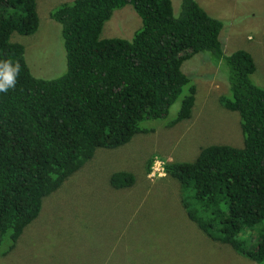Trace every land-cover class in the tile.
<instances>
[{
    "label": "trees",
    "instance_id": "trees-1",
    "mask_svg": "<svg viewBox=\"0 0 264 264\" xmlns=\"http://www.w3.org/2000/svg\"><path fill=\"white\" fill-rule=\"evenodd\" d=\"M128 5L141 28L131 39L102 38L114 12ZM51 18L62 26L68 69L42 79L32 73L25 47L11 39L38 31L37 0H0V61L20 66L15 86L0 92V255L15 249L44 200L98 149L153 131L143 124L168 119L181 98L177 117L166 122L190 119L197 85L183 64L209 54L228 82L221 103L239 114L244 146L211 145L193 162L167 163L165 170L180 182L187 216L213 242L264 264V87L253 79L252 54L227 55L224 22L198 0H182L178 16L172 0H72ZM135 180L122 171L110 183L119 190Z\"/></svg>",
    "mask_w": 264,
    "mask_h": 264
},
{
    "label": "rangeland",
    "instance_id": "rangeland-1",
    "mask_svg": "<svg viewBox=\"0 0 264 264\" xmlns=\"http://www.w3.org/2000/svg\"><path fill=\"white\" fill-rule=\"evenodd\" d=\"M71 1L37 0L38 31L12 35L13 42L25 47L27 63L38 78L56 79L67 72L62 26L51 12ZM172 2L178 16L182 0ZM198 2L224 22L220 39L227 55L237 50L252 54L257 67L253 79L264 87V0ZM141 26L140 17L128 5L114 12L101 36L131 39ZM204 55L209 54L195 55L183 64V71L197 85L191 118L173 127L167 123L177 117L181 98L168 119L143 124L153 131L137 134L117 149H98L91 161L44 200L38 218L13 251L0 255V264H257L232 246L213 242L187 216L180 182L167 173L159 176L167 163L193 162L202 148L244 146L239 114L221 103L229 94L228 82ZM122 171L134 174L136 180L134 186L118 190L110 180Z\"/></svg>",
    "mask_w": 264,
    "mask_h": 264
},
{
    "label": "clouds",
    "instance_id": "clouds-1",
    "mask_svg": "<svg viewBox=\"0 0 264 264\" xmlns=\"http://www.w3.org/2000/svg\"><path fill=\"white\" fill-rule=\"evenodd\" d=\"M19 71V64L14 66L11 60L0 61V92H6L15 86Z\"/></svg>",
    "mask_w": 264,
    "mask_h": 264
},
{
    "label": "built area",
    "instance_id": "built-area-1",
    "mask_svg": "<svg viewBox=\"0 0 264 264\" xmlns=\"http://www.w3.org/2000/svg\"><path fill=\"white\" fill-rule=\"evenodd\" d=\"M155 174H156V172L154 171V172L152 173V175H150V176H151L152 178H154ZM165 175H166V170H165V166H164V167L161 168V171H160V173H159V176H165Z\"/></svg>",
    "mask_w": 264,
    "mask_h": 264
},
{
    "label": "crops",
    "instance_id": "crops-1",
    "mask_svg": "<svg viewBox=\"0 0 264 264\" xmlns=\"http://www.w3.org/2000/svg\"><path fill=\"white\" fill-rule=\"evenodd\" d=\"M147 198V197H146ZM128 218H129V216H128Z\"/></svg>",
    "mask_w": 264,
    "mask_h": 264
}]
</instances>
